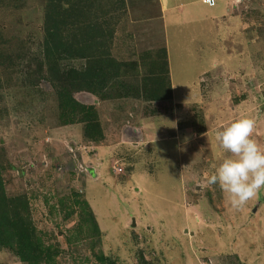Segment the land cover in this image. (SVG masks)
Wrapping results in <instances>:
<instances>
[{"label": "rangeland", "instance_id": "1", "mask_svg": "<svg viewBox=\"0 0 264 264\" xmlns=\"http://www.w3.org/2000/svg\"><path fill=\"white\" fill-rule=\"evenodd\" d=\"M4 1L0 183L7 196L26 197L45 249L59 252L53 264H105L98 250L116 264H264V188L232 208L208 183L226 155L217 130L252 118L254 138L264 146V0L201 3L206 20L165 27V34L156 24L157 0H125L124 14H115L112 54L142 61L166 47L173 93L160 106L165 115L147 126L133 119L136 101L121 100V112L117 99L74 93L96 114L97 142L86 140L77 122L62 120L56 88L33 61L45 0ZM166 129H176L174 137ZM123 146L134 160L115 157ZM83 203L101 232L93 248L89 237L76 242L67 234L83 217ZM0 264L24 263L1 249Z\"/></svg>", "mask_w": 264, "mask_h": 264}, {"label": "trees", "instance_id": "2", "mask_svg": "<svg viewBox=\"0 0 264 264\" xmlns=\"http://www.w3.org/2000/svg\"><path fill=\"white\" fill-rule=\"evenodd\" d=\"M3 2L0 0V7ZM124 12L125 0H108L106 5H102L101 0H45L42 43L40 50L33 55V61L42 64L38 66L39 71L44 67L48 81L56 88L62 120L80 124L84 138L91 142H97L101 137L96 114L91 112V107L76 103L74 93L88 92L99 94L103 99H117L119 110L123 112L125 105L120 103L123 102L121 100L136 101L141 107L139 114L137 110L134 112L137 114L135 117L147 120V123L165 115L166 109L160 106L172 96L166 47L141 55L142 61L138 58L124 61L112 54L118 19L115 14ZM75 62L80 63L75 65ZM120 78L131 81H127L129 84L121 81L123 84L118 86L116 82ZM113 104L116 105L115 102ZM166 130L169 137L176 134V129ZM123 148L126 152L118 151L115 157L128 159L130 155L134 160V153ZM133 160L132 163L136 161ZM75 205L81 208L79 200ZM82 210L84 215L79 217L75 228L67 231L68 238L77 242L89 237L93 248L100 243L101 232L84 203ZM69 214H73L72 209ZM1 249L24 264H42L45 260L46 264H53L54 256L59 254L54 248L45 249L41 231L36 229L30 218L26 197L7 196L0 183ZM97 259L105 264H116L103 251H97Z\"/></svg>", "mask_w": 264, "mask_h": 264}, {"label": "clouds", "instance_id": "3", "mask_svg": "<svg viewBox=\"0 0 264 264\" xmlns=\"http://www.w3.org/2000/svg\"><path fill=\"white\" fill-rule=\"evenodd\" d=\"M216 2L210 6L203 0L209 7ZM255 124L254 119L242 117L215 133L226 155L213 166L208 183L219 186L232 208L243 206L264 188V146L254 138Z\"/></svg>", "mask_w": 264, "mask_h": 264}, {"label": "crops", "instance_id": "4", "mask_svg": "<svg viewBox=\"0 0 264 264\" xmlns=\"http://www.w3.org/2000/svg\"><path fill=\"white\" fill-rule=\"evenodd\" d=\"M157 3L159 8V16L156 24L159 29L158 23L159 22L161 23V32L163 33H164V28L168 26L191 25L195 22L206 20L205 17L202 16L204 14L198 12L197 10V8L200 9L199 5L203 3V0H188V1L187 0H157ZM203 4L206 5L205 3ZM171 86L173 93L172 81H171ZM134 119L138 120L136 117ZM138 121L141 123V120ZM143 122H144L143 124L144 125L146 124L147 126L146 123L147 120Z\"/></svg>", "mask_w": 264, "mask_h": 264}, {"label": "built area", "instance_id": "5", "mask_svg": "<svg viewBox=\"0 0 264 264\" xmlns=\"http://www.w3.org/2000/svg\"><path fill=\"white\" fill-rule=\"evenodd\" d=\"M206 3H208L210 6L213 4V0H205Z\"/></svg>", "mask_w": 264, "mask_h": 264}]
</instances>
